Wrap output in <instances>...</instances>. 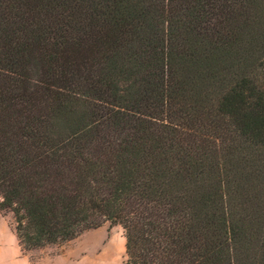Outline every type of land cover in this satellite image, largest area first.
Returning a JSON list of instances; mask_svg holds the SVG:
<instances>
[{
	"label": "trees",
	"instance_id": "1",
	"mask_svg": "<svg viewBox=\"0 0 264 264\" xmlns=\"http://www.w3.org/2000/svg\"><path fill=\"white\" fill-rule=\"evenodd\" d=\"M6 213L24 252L264 264V0H0Z\"/></svg>",
	"mask_w": 264,
	"mask_h": 264
},
{
	"label": "rangeland",
	"instance_id": "2",
	"mask_svg": "<svg viewBox=\"0 0 264 264\" xmlns=\"http://www.w3.org/2000/svg\"><path fill=\"white\" fill-rule=\"evenodd\" d=\"M8 10L9 6L7 22L11 24L13 11ZM125 260L124 234L118 226L106 224L69 242L24 252L18 246L12 216L0 214V264H121Z\"/></svg>",
	"mask_w": 264,
	"mask_h": 264
}]
</instances>
